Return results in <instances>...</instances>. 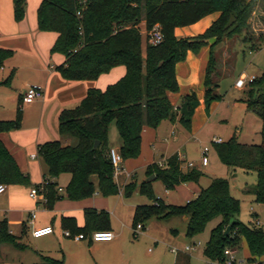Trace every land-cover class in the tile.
Here are the masks:
<instances>
[{"label":"trees","instance_id":"obj_1","mask_svg":"<svg viewBox=\"0 0 264 264\" xmlns=\"http://www.w3.org/2000/svg\"><path fill=\"white\" fill-rule=\"evenodd\" d=\"M261 0H41L36 10L37 29L41 33H54L57 39L50 54L64 57V64L56 71L65 81H95L112 69L123 67L125 74L104 90L89 88L73 109L63 110L58 116L59 136L74 139V145H62L51 141L37 147V156L47 168V177L57 179L70 176L65 197L79 202L93 197L117 195L113 166L109 159L108 130L112 122L120 138L119 155L122 162L135 160L141 153L143 128L156 129L162 122L177 121L190 132L194 95L186 96L188 116H178L169 100V94L178 92L175 67L185 61L188 52L197 54L211 42L204 75V102L209 106L219 102L213 81L216 59L213 48L227 40H238L250 51H258L264 44V35L251 31V21ZM79 13V16L77 15ZM218 14V18L202 33L193 38L177 39L174 31L198 23L203 18ZM13 18L20 23L25 18V0H13ZM147 33L159 26L163 39L158 45L148 42L142 51L140 25ZM147 37V35H146ZM11 50L0 48V69L11 59ZM14 73L1 83L9 86ZM243 103L246 110L255 114L261 122L258 145L238 142L235 136L221 144H214L219 161L231 172L241 170L255 174L256 185L250 192L257 204L264 205V72L245 86ZM21 101V100H20ZM178 119V120H177ZM22 122V106L14 120L0 121V134L19 130ZM98 145L95 147V143ZM178 155L166 159L163 166L154 163L146 167L147 178L137 186L131 182L123 188L125 198H130L138 187L139 193L152 204L136 207L132 219L133 230L156 218H187L186 237L202 234L209 223L219 220L210 231L203 249V257L211 262L224 264L225 250L235 252L244 241L250 258L246 264L257 262L264 255V231L258 225L239 221L240 202L230 195L229 181L212 179L208 187L184 206H170L156 199L152 182L160 181L167 191L185 183H199L203 174L195 168L183 172ZM96 177V185L92 178ZM47 199L44 208L52 209L62 199L57 185L44 181ZM0 185H30L28 175L23 174L15 160L0 141ZM41 185L33 188L38 189ZM84 226L78 228L73 219L62 218L61 227L71 236L90 237L94 232L108 231L110 216L105 211L85 209ZM229 228L227 235L225 231ZM21 238L13 236L7 222H0V245L7 244L24 249ZM43 264H64L62 260L42 258Z\"/></svg>","mask_w":264,"mask_h":264},{"label":"crops","instance_id":"obj_2","mask_svg":"<svg viewBox=\"0 0 264 264\" xmlns=\"http://www.w3.org/2000/svg\"><path fill=\"white\" fill-rule=\"evenodd\" d=\"M40 2L41 0H35L33 4L34 14L32 13L28 16L26 13L24 20L20 23H16L13 18V0H0V48L13 52L12 58L5 62L1 74H4L6 70L9 75L11 72L14 73L13 80L9 86L2 85L1 83L4 80L0 79V121H11L10 116L14 115L19 106H22L21 128L16 131L0 134V141L5 145L13 157L20 171L28 175L30 180V185L27 187L6 186V191L0 195V222L5 220L8 224L10 233L17 238H21L20 242L22 244H24V241H26L28 237H31V231L33 229L48 226L52 228L53 233L45 237L53 236L54 242H56L59 248L54 251H52V249L40 250V247L38 248L40 251L35 249L34 253L40 257V262L37 263L36 261L31 264H43L42 258L44 257L53 260H62L64 264H119L120 262L116 259V251L119 249L120 245L123 244L122 237L128 234L127 228L129 227V221L125 216L119 214L121 218V225L119 228L116 223H114L118 220L115 216L118 211L120 213L121 209L125 207L129 209L130 216H132L131 219H133L136 207L143 205H129L125 202L121 203L120 199L112 208L109 200L102 198L97 192L93 197L83 201L72 202L65 200L63 197L65 188L70 181V176L67 175L63 177L61 175L57 179H49L47 177L46 166L36 154L39 145L51 141H59L57 126L60 112L77 107L87 90L89 88H94L92 82L65 81L56 71V68L63 65L65 60L62 55L50 54V50L57 39V35L54 33H41L37 29L36 10ZM260 4L263 3L261 2ZM260 4L254 15L255 20L263 23L264 6ZM217 18L218 14H212L194 25L177 28L174 31L175 37L177 39H184L201 35ZM262 23L256 26L259 27ZM250 27L251 31L255 33V29L252 26ZM260 32L264 35V29ZM255 35H258L257 32ZM210 46L211 42L208 46L203 47L197 54L188 52L185 61L176 65L175 73L179 89L177 93L169 94L168 96L173 107L177 109L178 116L188 115L186 103L183 101L184 98L191 95L195 96L196 101L192 103V112L194 113L193 115L192 112L190 114V117L192 116V119H190L191 130L190 132L185 130L190 135V138L195 136L196 130L198 129L195 128V116L205 107L203 81L209 58ZM20 74H22L24 78L21 80L18 79L17 83L16 79ZM124 74L125 69L123 67L114 68L109 72V77H113V79H109V81H118ZM213 79H215V74ZM27 84L39 86L42 89L43 97L30 105H22L20 100ZM239 90L242 91L241 89ZM235 105L247 112L243 103L237 101ZM176 123L178 122H173L171 128V138L173 139L181 135V132L176 131ZM237 132L240 133L239 130H236L230 134L228 138L232 136L237 138ZM157 138L158 133L155 130L146 127L143 128L141 133L142 144L146 142L147 148L150 147V150H148L150 155L148 161L145 163L144 179L141 183L150 179L147 178L145 174L147 166L154 163H164L166 159L169 158H163L162 160L156 159L157 149H160L158 148L160 145L157 144ZM167 141L168 140L165 139L163 142ZM221 142L224 141L221 140ZM33 155L36 157L32 158ZM174 155H178L180 160L184 162V159L181 158L183 157L182 154L176 153ZM129 162V160L122 162V172L115 180L116 184L118 181L123 183L122 188L120 187L121 190L118 188L119 195L123 197L124 186L131 182H136V173H132L130 170L126 169ZM200 166L205 168L208 166V162L203 166L200 161ZM181 169L185 172L182 166ZM197 170L202 173L201 169ZM234 172H232L231 178H234ZM60 178L63 181L61 185L59 184ZM201 179H207L208 184H210L211 180L215 178L203 174ZM44 181L55 183L58 193L62 197V199L54 204L52 209H46L43 206L40 207L39 204L35 203L29 197V191L33 187L41 185ZM199 192L196 193L194 198L198 196ZM166 193H168L167 190ZM249 197L255 202L252 194H249ZM85 209L105 211L109 216L111 214V216L116 219L113 223L110 222V228L106 231L113 234V239L111 241L92 242L89 237H87L83 241L75 242L73 239L64 236L65 231H63L61 227V219H73L76 226L82 228L84 226L83 211ZM112 209L113 214L110 213ZM250 210L249 222L261 227L255 210ZM31 214H34L35 218L30 225L28 224V219ZM183 221H185L187 226V218L184 217ZM57 230L58 232L56 234ZM31 238L34 240L41 239ZM63 240L66 241V243H64ZM24 245L27 247L26 244ZM242 245L246 246V243L243 241ZM7 246L11 245H0V264H7V257L5 255ZM25 248L17 249L14 247V249L21 251L25 250ZM262 258L263 257L257 262H263ZM174 264H188V260L186 258H178L177 256Z\"/></svg>","mask_w":264,"mask_h":264},{"label":"rangeland","instance_id":"obj_3","mask_svg":"<svg viewBox=\"0 0 264 264\" xmlns=\"http://www.w3.org/2000/svg\"><path fill=\"white\" fill-rule=\"evenodd\" d=\"M34 2L35 0H25V17L26 13L28 16L29 14H34ZM261 2L263 4L260 5L264 6V0H261ZM259 23L262 22L255 20L254 15L250 26L255 29V33L263 34L260 31L264 29V21L262 25L257 27ZM139 28L142 33V51L144 54L147 37L143 24H141ZM212 51L216 59L215 79H213L217 84L215 93L222 96L221 100L219 102H213L209 106L205 104L204 109L202 111L200 110L195 116V128L198 129L193 138H190L188 132L178 123H176V131L181 132V135H178L177 138L174 139L171 138L172 122L170 121H164L154 129L158 133L157 144L160 145L158 146L160 149H157L156 159L162 160L163 158L165 159L176 153H180L183 155L184 159L182 163L184 171L188 170L187 164L191 163L194 166L193 168L201 169L202 173L208 177L228 180L230 195L240 201L241 204L239 221L248 225L250 223V209H254L258 216L259 224L264 230V205L253 202L249 197L250 192L253 191L256 184L255 174H246L241 170H235L234 178H231V170L226 168L219 161L215 152V146L212 143L214 138L226 142L230 139L228 138L230 134L239 130L240 133H236L239 143L247 145L260 144V119L255 114L249 111L246 112L244 109L235 105L237 101L244 99L245 96L243 91L245 90L246 84L241 89L242 91L236 89L234 84L241 77L245 81H248L252 76L260 77L262 75L264 72V44L260 50L250 51L243 44H240L238 40L233 39L215 46ZM8 75L9 73L7 70L4 74H1L0 71V79L5 80ZM23 78L24 76L20 74L16 79L17 83L18 79L21 80ZM109 79H113V77H109L108 73L100 76L95 81L84 82H92L94 88L104 90L108 85L117 81L111 82ZM193 113L194 112H192V115ZM15 116L16 112L14 115L10 116V119L14 120ZM191 117L190 119H192ZM165 139L168 141L163 142ZM59 141L62 145H74L76 142L72 138L61 136H59ZM120 144L121 141L116 131L115 123L112 122L108 130V146L118 153ZM204 148L208 150L206 156L208 166L202 168L200 166V152ZM148 150H150V147L147 148V143L144 142L141 146L140 156L135 160H129L130 162L126 166V169L130 170L132 173H136L137 186L144 179V167L150 155ZM62 176H67V174ZM92 181L96 185V177H93ZM59 184H63L61 178ZM117 185L121 190L123 183L118 181ZM208 185L207 179H201L199 183L190 182L177 185L166 193L165 186L160 181H153L152 191L154 197L165 205L184 206L188 201L194 199L196 193H198L200 189H205ZM63 198L67 200L65 194ZM104 199L109 200L112 208L120 199L121 203L125 202L129 205L138 204L149 206L152 204V201L147 197L140 195L138 187L133 191L130 198H125L122 195L120 196L118 193L117 195L109 196ZM39 206L42 207L41 205ZM110 213L113 214V209ZM119 214L125 216L129 221V227L127 228L128 234L122 237L123 244H121L116 251V259L120 262L119 264H174L177 256L178 258H186L188 264H216V262H211L204 258L202 250L209 237L210 231L218 224L219 220L209 223L202 234L193 238H188L186 237V223L183 221L184 217H173L167 220L152 218L145 222V230L137 232L135 236L133 234L132 216H130L129 209L124 207L121 209L120 213L118 211L115 216L118 220L110 214V222L113 223L114 220H116L114 223L120 228L121 218ZM57 229L60 230L59 228ZM63 242L66 243L64 240ZM24 244H26L27 247L22 251L14 249L13 246L6 247L7 251L5 255L7 257V264H31L36 261L39 263L40 257L34 253L35 249L40 247V250L52 249V251H54L59 248L56 242H54L53 236L37 240L28 237L27 240L24 241ZM241 246L234 253L235 259L237 262L246 264L250 255L247 247L242 244ZM186 248H188L187 251ZM40 250L38 249V251ZM172 250H177L178 254H173ZM262 257L263 262L261 263L264 264V255Z\"/></svg>","mask_w":264,"mask_h":264},{"label":"built area","instance_id":"obj_4","mask_svg":"<svg viewBox=\"0 0 264 264\" xmlns=\"http://www.w3.org/2000/svg\"><path fill=\"white\" fill-rule=\"evenodd\" d=\"M80 4L83 7H85L86 0H80ZM77 15L79 16V13H77ZM146 35H147V38H148V42L151 45H158L163 39V36H162V33H161V30H160L159 26H154L150 31H148L146 33ZM1 70L2 69H0V71ZM254 79H255L254 77H251L248 81H245L243 78H239L235 82L234 87L236 89H242L247 82H251ZM42 97H43L42 89L39 86L27 84L25 86L24 93L21 96V103H22V105H30L33 102H35L36 100L41 99ZM213 143L218 145V144H221L222 142L219 139H214ZM207 153H208V150L206 148H204L200 152L201 163H202L203 166H205L207 164V162H208L207 158H206ZM34 157H36V156L33 155L32 158H34ZM181 158L183 159V157H181ZM109 159H110L111 164L113 166V177H114V180H116L117 177L122 172V167H121L122 160H121V157H120L119 153L115 152L112 149L109 151ZM179 160H180V158H179ZM159 166L162 167L163 163H159ZM187 167L188 168H192L193 164L188 163ZM44 185L45 184L42 183L40 188H38V189L32 188L29 191V197L35 203H37V204H39V205H41L43 207L47 203V199H46L45 194H44ZM5 191H6V186L5 185H0V195H2ZM34 218H35V215L31 214L29 216V219H28V224L31 225L32 221L34 220ZM141 230H142V226L138 225L134 229V235L136 236L137 232H139ZM52 233H53L52 228L50 226H48V227L33 229L31 231V237H33V238H42V237L51 235ZM64 236L66 238L73 239L75 242H80V241H83V240L86 239V237H84L83 235L71 236L70 233L67 232V231L64 232ZM89 239L92 242H109V241H111L113 239V234L111 232H106V231L94 232V233H92L90 235ZM187 250H188V248H186V251ZM172 253L177 255L178 251L177 250H172ZM224 256L226 257V261H225L224 264H244L243 262H237L236 261L233 251L225 250L224 251ZM216 264H218V263H216Z\"/></svg>","mask_w":264,"mask_h":264},{"label":"water","instance_id":"obj_5","mask_svg":"<svg viewBox=\"0 0 264 264\" xmlns=\"http://www.w3.org/2000/svg\"><path fill=\"white\" fill-rule=\"evenodd\" d=\"M97 145H98V143L96 142V143H95V147H96ZM152 179H153V176H151L149 180H152ZM228 232H229V228H227V230L225 231L224 235H227Z\"/></svg>","mask_w":264,"mask_h":264}]
</instances>
